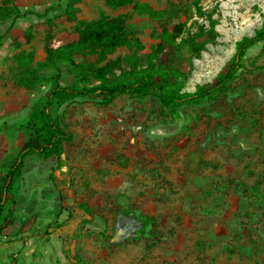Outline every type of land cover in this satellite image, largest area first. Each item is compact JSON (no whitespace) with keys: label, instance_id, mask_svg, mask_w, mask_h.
<instances>
[{"label":"rangeland","instance_id":"1","mask_svg":"<svg viewBox=\"0 0 264 264\" xmlns=\"http://www.w3.org/2000/svg\"><path fill=\"white\" fill-rule=\"evenodd\" d=\"M8 1L34 12L17 22L32 25L33 39L0 44V162L19 150L29 107L48 88L27 92L16 82L19 56L43 61L49 31L104 13L127 15L130 41L109 55L123 60L115 78L167 72L171 88L184 93L212 82L237 43L264 27V0H142L167 9L161 19L106 0H63L48 16L39 15L58 0ZM67 2L77 19L49 24ZM8 25L0 21V33ZM180 25L179 55L173 61L151 55L163 28ZM263 44L248 51L225 93L199 105L173 111L154 96L129 95L109 104L72 97L56 104L72 138L60 159L26 158L7 231L27 226L35 236L43 229L62 252L59 264H264ZM69 78L65 73L63 82ZM143 216L153 223L146 226Z\"/></svg>","mask_w":264,"mask_h":264},{"label":"trees","instance_id":"2","mask_svg":"<svg viewBox=\"0 0 264 264\" xmlns=\"http://www.w3.org/2000/svg\"><path fill=\"white\" fill-rule=\"evenodd\" d=\"M8 2L4 0V3L0 4V21L9 20L7 28L0 33V44L6 38L17 46L30 42L33 39L32 25L20 28L17 22L34 12H24L17 3ZM58 2V6L47 8L44 14L39 16H48L52 11L62 8L63 0ZM106 2L114 7L134 4L136 11L147 13L149 17L156 19L168 14L167 9H154L148 3L139 0H106ZM55 19H75L69 2L65 4L63 13L48 17L46 21L53 24ZM55 27L57 28L56 25ZM181 33V25L175 27L173 31L164 27L160 41L153 48L151 55L163 54L165 59L173 61L179 55L180 45L177 38ZM132 34L127 15L109 16L104 13L96 19L79 20L71 30L58 28L55 33L49 31L46 36L45 59L37 65L34 64L31 54L23 52L19 56L16 82L27 92L38 91L47 85L48 88L38 102H34L29 107L26 122L29 131L19 150L11 159L4 158L0 162V234L14 223V213L17 208L14 188L23 172L26 158L36 154L43 159L53 156L60 159L64 151V141L72 138L68 127L62 124L54 113L56 104L70 97L109 104L119 96L129 95L140 98L154 96L167 110L173 111L185 105H199L205 100H215L225 93L237 78L239 71L245 68L244 60L248 51L255 45L264 43V27H262L255 34L246 36L237 43L234 56L212 82L198 87L195 91L179 93L171 88V78L167 72L142 71L126 80L115 78L114 70L121 67L123 60L110 58L109 55L119 46L128 44ZM53 40L60 43L54 46ZM38 68L48 70L47 74H39ZM65 73L71 78L64 83ZM1 133L0 124V136ZM79 205L88 211L86 203L82 202ZM143 221L146 226L153 223L152 218H144V216ZM43 235L44 233L38 232L35 237L40 239ZM47 241L50 242L49 238Z\"/></svg>","mask_w":264,"mask_h":264},{"label":"crops","instance_id":"3","mask_svg":"<svg viewBox=\"0 0 264 264\" xmlns=\"http://www.w3.org/2000/svg\"><path fill=\"white\" fill-rule=\"evenodd\" d=\"M139 1L143 2L142 0ZM19 21L23 24L26 18ZM16 229L12 231L6 229L3 234H0V264L60 263L62 252L56 250L53 244L50 246V242L47 241L48 237L43 235V238L37 239L30 231H27L29 229L27 226ZM33 237L36 239L34 240Z\"/></svg>","mask_w":264,"mask_h":264}]
</instances>
